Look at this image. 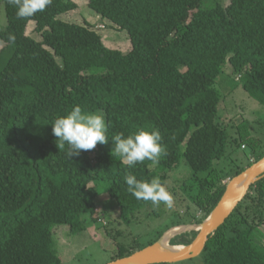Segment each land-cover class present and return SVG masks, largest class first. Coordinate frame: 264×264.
<instances>
[{"label":"trees","instance_id":"16d2710c","mask_svg":"<svg viewBox=\"0 0 264 264\" xmlns=\"http://www.w3.org/2000/svg\"><path fill=\"white\" fill-rule=\"evenodd\" d=\"M87 1L127 32L128 52L107 47L86 23L61 20L77 7L71 0H52L31 18L17 17L16 6L0 0L7 22L0 28V264H63L53 228L74 234L86 231L85 216L99 222V181L108 183L118 220L129 227L153 206L127 191L125 173L160 179L182 157L192 177L206 175L191 198L202 213L200 224L226 188L214 162L229 156L232 144L250 148L247 164L230 171L234 177L264 156L257 154L260 141L250 120L234 125V137L219 124L216 88L229 64L242 89L264 106V0ZM30 22L39 41L26 34ZM76 105L103 112L109 142L69 160L68 146L60 147L51 125ZM152 127L166 149L158 165L145 160L129 169L111 153L115 134ZM262 226L264 178L209 237L202 263L264 264ZM196 235L179 234L170 244H190ZM116 246L111 260L134 252Z\"/></svg>","mask_w":264,"mask_h":264},{"label":"rangeland","instance_id":"374dc122","mask_svg":"<svg viewBox=\"0 0 264 264\" xmlns=\"http://www.w3.org/2000/svg\"><path fill=\"white\" fill-rule=\"evenodd\" d=\"M71 1L77 7L60 15L61 20L75 24H88L99 33L103 43L111 49L124 53L131 49L129 36L125 30H120L110 21L92 11L88 7L87 0ZM217 1L223 5L228 4V0ZM6 23L4 5L0 2V28H4ZM34 27V22H30L27 25L26 34L39 41L40 36L34 33ZM1 46L0 44V48ZM216 88L222 96L218 106L219 124L227 128L230 136L234 137V125L243 119L250 120L253 125L251 133L260 141L257 154L264 153V106L242 89L239 76L233 74L229 64L223 66V74L218 78ZM94 149L90 150L91 154L95 153ZM229 152V156L219 162H214V168L219 171L223 183L226 184L233 178V172L230 171L234 170L235 166L247 164L251 150L248 147L240 148L232 144ZM205 176V174H199L197 178L192 177L190 169L181 157L173 169L162 173L160 176L161 182L174 197L173 207L168 208L163 203L157 208L149 207L143 210L140 219L129 227L118 220V208L109 199V194L106 191L109 186L108 183L97 182L95 185L99 195L96 199V216L100 217L99 222L96 224L90 216H85L86 231L74 234L69 233L65 226L59 225L53 228L55 249L62 258L63 264H106L117 254V243L133 248L132 250L135 252L148 246L158 235L161 234L162 236L175 225L191 220V223L184 224L187 225L185 227L186 232L198 233V230L193 229L192 226L202 218V213L195 209L191 198L198 191L199 180H205ZM246 204L244 202L242 208ZM251 212L248 215H251ZM192 213L194 219H191ZM249 219H252V216ZM260 229L263 234L262 242L264 245V226ZM174 264L203 263L201 256H198Z\"/></svg>","mask_w":264,"mask_h":264},{"label":"clouds","instance_id":"9594fccd","mask_svg":"<svg viewBox=\"0 0 264 264\" xmlns=\"http://www.w3.org/2000/svg\"><path fill=\"white\" fill-rule=\"evenodd\" d=\"M9 2L16 6L17 17L31 18L37 12H43L52 0ZM51 126L52 134L57 138L60 147L68 146L66 156L69 160L79 156L81 150H92L97 144L105 145L109 142V125L106 124L102 111L86 112L80 105H76L66 115L56 118ZM162 139L160 130L155 127L151 130L140 129L127 136L117 133L111 139V153L118 155L129 169L145 160L158 165L161 157L166 155ZM124 181L128 186L127 191L136 199L151 201L154 208L159 207L161 203L168 208L173 207L174 197L158 177L150 181L139 180L133 173L126 172Z\"/></svg>","mask_w":264,"mask_h":264},{"label":"water","instance_id":"95a60500","mask_svg":"<svg viewBox=\"0 0 264 264\" xmlns=\"http://www.w3.org/2000/svg\"><path fill=\"white\" fill-rule=\"evenodd\" d=\"M262 178H264V156L234 176L226 184L221 199L207 218L200 224L192 226L193 229L198 230V233L190 244H170L172 238L186 232L185 227L187 225H179L177 227L182 226L181 229L171 232L177 227L170 228L154 243L106 264H174L198 257L204 250L209 237L216 232L244 199L251 185Z\"/></svg>","mask_w":264,"mask_h":264},{"label":"bare ground","instance_id":"6f19581e","mask_svg":"<svg viewBox=\"0 0 264 264\" xmlns=\"http://www.w3.org/2000/svg\"><path fill=\"white\" fill-rule=\"evenodd\" d=\"M181 228H182V226H181V227H177V228H175V229H172L171 232H172V231L179 230V229H181ZM171 232H170V233H171ZM168 235H169V234H168Z\"/></svg>","mask_w":264,"mask_h":264}]
</instances>
